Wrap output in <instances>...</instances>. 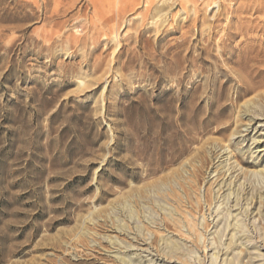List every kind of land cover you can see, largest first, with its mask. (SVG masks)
Masks as SVG:
<instances>
[{
    "label": "rangeland",
    "instance_id": "1",
    "mask_svg": "<svg viewBox=\"0 0 264 264\" xmlns=\"http://www.w3.org/2000/svg\"><path fill=\"white\" fill-rule=\"evenodd\" d=\"M123 1L0 0V264H211L228 167L241 239L264 244V65L242 74L240 37L218 46L235 1Z\"/></svg>",
    "mask_w": 264,
    "mask_h": 264
},
{
    "label": "bare ground",
    "instance_id": "2",
    "mask_svg": "<svg viewBox=\"0 0 264 264\" xmlns=\"http://www.w3.org/2000/svg\"><path fill=\"white\" fill-rule=\"evenodd\" d=\"M127 1L129 2H134L135 0H126V1H123V3L126 2V5H127ZM183 3H187L189 0H180ZM210 1V0H209ZM209 1L205 2V5H208L209 6ZM213 1V0H212ZM222 1V0H221ZM233 1V0H232ZM235 3H234V8L229 10V8H224L222 11L223 12H219V9H220V6L223 5L221 3V5L216 6L218 7L217 8V11H216V14L221 17H225L227 15H231L230 18H235L236 19V24L234 26L231 25V27H226V28H223V32H222V37L220 38L219 37V42H218V46L221 44V48H222V51H226V47L228 45H230V43L235 40L237 37H240V41L239 44H237V49H233L235 50L236 52L234 53H238V55L236 56V63L237 66L240 68V71H242V74L243 72L246 73L247 69L248 68H251L252 66H254L255 64H262L264 65V0H234ZM233 1V2H234ZM141 2V0H140ZM146 2V1H145ZM176 2V1H175ZM202 2V0H201ZM227 2V0H226ZM27 3V2H25ZM143 3V2H142ZM148 3H152L151 0H147V4ZM211 3V2H210ZM217 3V2H216ZM113 4V3H112ZM140 4V3H139ZM158 4V3H157ZM215 4V3H214ZM236 4V5H235ZM211 5V4H210ZM117 5H115L116 7ZM215 6V7H216ZM224 6V5H223ZM222 6V7H223ZM199 7V6H198ZM221 7V9H222ZM152 8V7H151ZM154 8V6H153ZM156 8V7H155ZM161 8V6H160ZM168 8V7H166ZM213 8V6H212ZM162 9V8H161ZM193 9V8H192ZM168 11V10H167ZM150 12V11H149ZM154 12V10L152 11ZM151 12V13H152ZM156 12V11H155ZM160 12V11H159ZM158 13V12H157ZM162 13V12H161ZM198 13V12H197ZM193 14V13H192ZM250 15L249 19H247L246 15ZM262 15V19L259 18V17H254L255 15ZM154 15V14H153ZM216 15V17H217ZM160 16V15H159ZM193 16V15H192ZM175 17V16H174ZM188 17V16H186ZM202 17V16H201ZM218 17L215 19L217 21ZM223 17V18H224ZM190 18V17H189ZM204 18V17H203ZM203 18H202V21H203ZM214 18V16H213ZM154 19V18H153ZM189 20V19H188ZM198 20V19H197ZM205 20V19H204ZM192 21V19H191ZM207 21V20H206ZM226 21V20H225ZM230 21V20H229ZM199 22V21H198ZM212 22V21H211ZM192 23V22H191ZM203 23V22H202ZM229 24V22H228ZM230 25V24H229ZM206 26H209V27H206ZM204 26V28L200 29V34L203 35L204 37V44L205 46L202 47L203 49V52H206V50L208 49L209 51L207 53H204L207 54V56L210 55V45H213V40L216 39L215 37L218 35L219 33V30H215V26L212 25H206ZM151 27V26H150ZM176 27V26H175ZM152 28V27H151ZM218 28V27H217ZM216 28V29H217ZM147 29V28H146ZM193 31V30H192ZM198 31V30H197ZM191 32V31H190ZM253 34V35H252ZM199 35V34H198ZM202 37V38H203ZM202 42V41H201ZM178 44V43H177ZM183 45V44H182ZM210 46V47H209ZM177 47V46H176ZM213 47V46H212ZM211 47V48H212ZM230 50V49H229ZM186 51V49H185ZM231 51V50H230ZM194 53V52H193ZM181 54V53H180ZM228 54V53H227ZM231 54V53H230ZM229 55V54H228ZM232 55H235V54H232ZM211 57V56H210ZM234 57V56H233ZM214 58V57H213ZM182 60V59H181ZM229 60V59H228ZM234 60V59H233ZM231 61V60H230ZM196 64V62H195ZM214 64V63H213ZM212 66V65H211ZM214 66V65H213ZM174 68V67H173ZM247 68V69H246ZM253 69V68H252ZM251 69V71H253ZM255 69V68H254ZM258 73V71H257ZM250 76V74H248ZM247 75V76H248ZM240 79V78H239ZM240 82H242L241 80H239ZM246 82V81H244ZM249 82V81H248ZM247 83V82H246ZM253 84V83H252ZM261 84V83H260ZM241 85H244L243 88V92L244 93H248L250 91L253 90V88L255 89L256 87H252V85L250 86L249 83H247L246 85L244 83H242ZM255 85V84H254ZM262 85V84H261ZM256 86V85H255ZM240 92V91H239ZM237 95H240V94H237ZM216 102V101H215ZM214 104V103H213ZM220 111V110H219ZM253 116H251L250 118V121H257V120H263L264 121V114L261 113V112H258V111H253ZM215 118V117H214ZM211 119V118H210ZM193 120V119H192ZM212 121V120H211ZM261 122V121H258V128H262L264 127V122ZM215 122V121H214ZM198 123V122H197ZM210 124V123H209ZM229 127H223L222 130L224 131H227ZM220 132V131H219ZM235 135V134H234ZM233 136V134H232ZM258 144V141H252V143H256ZM263 142V141H262ZM264 151V147L261 148L258 152H262ZM172 152V151H171ZM170 156V155H169ZM172 158V157H171ZM205 159L203 161V163H205V161H207V158H204ZM209 160V159H208ZM173 161V160H172ZM210 161V160H209ZM228 161V157H226V160H224L223 162H227ZM242 162V161H241ZM229 165V164H228ZM226 166V165H225ZM217 167V166H216ZM218 168V167H217ZM235 168V167H234ZM224 169V167H223ZM231 167H228L226 168L225 170H223L222 172H220V170H214V173H213V176L211 179H213L212 183L215 184L214 186H212V189H211V201L214 200V197L215 199L217 198V196H219V199L222 197L223 200H225V202L229 200L230 196L231 195H234L232 197L235 198L234 202L232 201L233 205L232 206H228V205H225V212L227 213V215H223L224 219H227L228 218H231L230 220V223L234 220V222L232 224L228 223L227 227H231L229 232L227 233V236L229 238H227L226 240L228 241L227 243H223V244H215L216 247H213L214 243L213 242H208L207 245H203V250L207 249V247L209 248L208 250L210 251H213L214 249H217L216 251L217 252H213L210 256H209V259H210V262H212L211 264H213L214 260H216L218 258V255L219 253L221 252L222 253V256L223 255H226L227 253V250H230L229 253L226 255L225 258H223V262H225V264H233L232 261L233 259H229L227 256L229 254L232 253V250L238 248L240 250H247V249H253L252 252L249 253V256H246L248 253H244L246 254L245 257H246V261L243 262V264H264V254L263 253H260L261 251L264 250V244H260L261 242H252L251 239H247L246 241H244L243 239H241L242 235H241V229L239 224H242L240 223L241 221V218H239V216L243 215V213L240 212L239 208H237V206H239V197L238 195H240L239 193V186L241 184L238 185V188L235 189V191L233 190L232 192H229L225 195H222L223 193H225L226 191H231L232 188H230V185H231V178H232V173L230 171ZM222 170V169H221ZM216 171V172H215ZM229 174H227V172H229ZM231 175V176H230ZM221 176V177H220ZM226 180L223 181V178L226 177ZM230 176L229 178V182H226L228 177ZM197 182V181H196ZM234 184H235V181H234ZM233 184V185H234ZM235 186V185H234ZM233 186V187H234ZM226 188V189H225ZM241 188V187H240ZM215 189V191H214ZM237 191V192H236ZM212 192H213V196H212ZM236 192V193H235ZM219 199L217 201H219ZM264 199V198H263ZM216 201V202H217ZM224 202V204H225ZM226 203V204H227ZM223 204V203H222ZM248 207V206H247ZM224 208V207H223ZM249 208H245L242 212H249L248 211ZM238 211L237 214L235 215H232L231 214V211ZM242 210V209H241ZM221 212H218L216 215H214V218L215 217H218L219 214ZM244 213V214H245ZM246 213V214H247ZM210 214V213H209ZM252 214V213H251ZM246 217V216H245ZM244 217V218H245ZM214 218L212 220H214ZM223 218L220 219V221L222 220ZM215 221V220H214ZM218 220H216V222H218L217 224H213V228H217L218 224H220ZM239 223V224H238ZM207 227V226H206ZM226 227V228H227ZM221 231L219 230H215L213 232H211V234H217L216 236L218 237L219 234H220ZM231 232V233H230ZM223 236V235H221ZM247 237V236H245ZM214 240V239H213ZM218 240V239H217ZM215 241V240H214ZM244 241V242H243ZM264 243V242H263ZM145 245V244H144ZM131 247L129 246L128 247H123L122 249H125V251H130L128 249H130ZM132 250V249H131ZM142 252H145L147 253V257H150L148 260H147V263L148 264H159L161 261V259H159V261L157 260L158 257H156L153 253H152V250H150L149 248L147 249H143L141 250ZM123 252V253H124ZM242 252V251H241ZM246 252V251H244ZM126 253V252H125ZM237 254H240V253H237ZM235 255V254H234ZM244 256V255H243ZM127 264H134L135 261H136V255L134 254L132 257L129 256L127 257ZM244 258V257H243ZM242 259V258H241ZM123 261V260H122ZM126 261V260H125ZM243 261V259H242ZM124 262V261H123ZM159 262V263H158ZM125 264V263H124Z\"/></svg>",
    "mask_w": 264,
    "mask_h": 264
}]
</instances>
